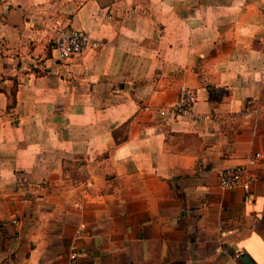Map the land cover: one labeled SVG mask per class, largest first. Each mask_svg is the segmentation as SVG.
I'll use <instances>...</instances> for the list:
<instances>
[{"label":"crops","instance_id":"1","mask_svg":"<svg viewBox=\"0 0 264 264\" xmlns=\"http://www.w3.org/2000/svg\"><path fill=\"white\" fill-rule=\"evenodd\" d=\"M67 26L98 48L60 59ZM183 86L208 117L159 113ZM254 153L249 190L221 188ZM71 252L264 264V0L0 4V264Z\"/></svg>","mask_w":264,"mask_h":264},{"label":"built area","instance_id":"2","mask_svg":"<svg viewBox=\"0 0 264 264\" xmlns=\"http://www.w3.org/2000/svg\"><path fill=\"white\" fill-rule=\"evenodd\" d=\"M11 0H0V4L9 5ZM54 39V49L60 59L66 60L80 55L83 50L90 46L97 49L99 44L95 41L90 42V36L86 31L73 27H62L56 30ZM181 99L179 102L162 108L161 115L170 114L173 117L192 116L193 118H205L193 112V106L197 100L195 92L189 87L183 86L179 89ZM259 153L250 154L246 161L233 166L220 168L217 172L219 186L223 189H233L240 187L245 192L250 188L251 180L249 167L256 163ZM242 252H237L234 256L238 257ZM77 253L69 254L68 264H77Z\"/></svg>","mask_w":264,"mask_h":264},{"label":"trees","instance_id":"3","mask_svg":"<svg viewBox=\"0 0 264 264\" xmlns=\"http://www.w3.org/2000/svg\"><path fill=\"white\" fill-rule=\"evenodd\" d=\"M9 96H10V101L12 100L11 102H13L14 101V92L13 91L10 92V95ZM114 138L116 139L115 133H114ZM116 140L119 141L118 139H116Z\"/></svg>","mask_w":264,"mask_h":264}]
</instances>
